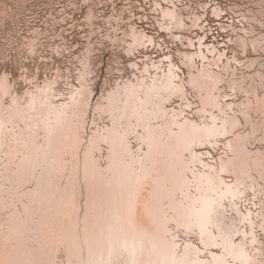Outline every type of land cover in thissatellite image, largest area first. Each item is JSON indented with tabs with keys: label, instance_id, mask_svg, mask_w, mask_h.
I'll return each mask as SVG.
<instances>
[{
	"label": "bare ground",
	"instance_id": "bare-ground-1",
	"mask_svg": "<svg viewBox=\"0 0 264 264\" xmlns=\"http://www.w3.org/2000/svg\"><path fill=\"white\" fill-rule=\"evenodd\" d=\"M159 10L160 27H185L179 11ZM246 19L264 25L257 15ZM133 36L129 53L145 41L156 44L143 32ZM204 40L198 38L197 54L178 52L175 62L168 55L167 64L149 58L133 63L136 72L126 79H106L90 131V60L78 76L81 86L87 82L83 98L80 86L59 101L62 93L46 80L25 92L22 105L8 74L0 75V264H264V151L249 147L264 140V75L238 78L231 60L223 63L226 50L209 59L217 45L204 52ZM262 40L264 34L230 38L244 52L264 50ZM180 61L187 76L178 72ZM228 89L244 99L227 102ZM175 98L180 104L168 108ZM185 140L195 144L190 154ZM186 219L191 229L182 226ZM125 243L127 254L120 252Z\"/></svg>",
	"mask_w": 264,
	"mask_h": 264
},
{
	"label": "rangeland",
	"instance_id": "rangeland-1",
	"mask_svg": "<svg viewBox=\"0 0 264 264\" xmlns=\"http://www.w3.org/2000/svg\"><path fill=\"white\" fill-rule=\"evenodd\" d=\"M172 1L0 0V75L8 74L11 80L10 85L14 87L12 94L19 97L22 105L27 103L28 94L25 92L35 90L34 85L43 86L46 80L56 87L57 93H62L58 96L59 101H64L71 93H76L75 90L80 89L81 85L78 80L80 68L83 69L84 64L90 60L93 71L88 77L93 90L91 89L92 91L90 90L87 96V99L91 96V110L86 121L88 131H90L94 104L102 93L101 89L106 79L110 83L116 79H126L133 74L132 71L136 70L132 66L133 63L141 67L144 63L150 62V59L155 61L160 59L163 60V64H167L170 56H173L174 62L179 60L178 52L197 54L199 46L197 41L201 36H205L202 45L204 52H207V46L210 45L209 49L212 50L213 44L217 45L214 55L207 52L209 59L217 56L218 52L226 50L223 63L230 59L231 68L237 67L238 78L243 74L249 75L257 72L264 75V50L260 48L256 52L249 46L250 49L244 52L242 48L236 46L235 42L230 41L231 37L234 39L237 35L249 39L264 34V25L260 24L261 22L256 20L248 22L246 19L257 15L259 20L264 21L261 15L264 8L263 2L261 6L257 4L260 0ZM157 2L161 4H158L156 8ZM217 7H223L219 15L212 12ZM159 8L179 11L183 15L185 27L174 28L171 31L160 27L158 23L161 22L163 16ZM243 13L245 17L241 16ZM195 17L198 18V24L192 25ZM156 18L160 19V22L157 23ZM165 19L167 20L163 22L165 26L170 25L168 24L169 18ZM250 27H256L254 33L250 34V29L248 30ZM140 32L154 37L156 44L145 41L134 52L129 53L130 44L134 41L133 34L137 35ZM190 41L195 42V45H190ZM235 49L239 51V54L237 53L238 56L236 55L233 59ZM195 58L201 65V59L198 56ZM249 59L255 60V64L251 67L247 66ZM180 64L181 68L178 72L183 77L185 74L187 76V72L183 73L187 67L181 61ZM213 68L219 69L217 71H220V68L222 70V67L214 66ZM58 71L63 76H59ZM55 78L58 82L53 84ZM257 79L259 83V78ZM83 82L80 89L81 98L87 90L86 80ZM225 84L226 82H223L221 87ZM259 92L261 96L264 95V85ZM227 93L229 94L227 102H241L245 97L239 92L237 96L231 94L229 89ZM193 95L194 92L189 94L190 100H195ZM5 98L8 104L10 102L12 104L13 96L6 95ZM179 104L180 99L175 98L172 103H168L167 107L177 108ZM196 105V103L192 104L193 111ZM239 116L245 123L242 115L239 114ZM247 130L251 128L244 129L245 132ZM249 147L250 150L264 151V140L256 141Z\"/></svg>",
	"mask_w": 264,
	"mask_h": 264
},
{
	"label": "snow or ice",
	"instance_id": "snow-or-ice-1",
	"mask_svg": "<svg viewBox=\"0 0 264 264\" xmlns=\"http://www.w3.org/2000/svg\"><path fill=\"white\" fill-rule=\"evenodd\" d=\"M211 131H215V129H212ZM209 139H211V135H209ZM144 140H145V143L148 145L149 149H151V140H150V138L145 136ZM184 143H185V148H184L185 153L186 154H190L192 148L195 147L194 142H190L188 140H185ZM207 211L210 212V209L207 210ZM209 220H210V215H209ZM198 223L200 225L201 231H203V229L205 227L203 220H199ZM182 226L184 228H186V229H191L193 227V222H192L191 219H186L185 223ZM173 227L174 228L176 227L175 223L173 224ZM262 230H264V225H262ZM232 231H236L235 226L233 227ZM219 238L223 239L225 241H228V240L231 239V236L230 235H221V237H219ZM253 242H255V238L254 237H253ZM148 246L151 248V242L150 241L148 242ZM139 247H140L141 250H143L144 242H141ZM175 247H176V245L174 244L173 248H175ZM133 248H135V245H133ZM128 250H129V246L127 245V243H125L120 248V252L123 253V254H127ZM109 264H124V262L123 261L112 260V261L109 262ZM162 264H168V261H163ZM180 264H192V262L185 259V260L180 261ZM225 264H227V261H225Z\"/></svg>",
	"mask_w": 264,
	"mask_h": 264
}]
</instances>
